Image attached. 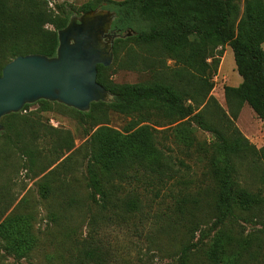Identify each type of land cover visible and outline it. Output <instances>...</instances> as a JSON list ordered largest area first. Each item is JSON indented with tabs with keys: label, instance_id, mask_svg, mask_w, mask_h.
Masks as SVG:
<instances>
[{
	"label": "trees",
	"instance_id": "1",
	"mask_svg": "<svg viewBox=\"0 0 264 264\" xmlns=\"http://www.w3.org/2000/svg\"><path fill=\"white\" fill-rule=\"evenodd\" d=\"M48 4L49 0H0V71L16 56L54 55L56 31L66 25L74 12L70 7L58 14ZM95 7L114 13L113 31L132 32L130 37L114 39L108 67L96 66L95 80L111 95L110 101L90 103L88 111L83 113L43 100L33 103L40 111L49 110L51 105L61 107L80 124L87 125L83 129L88 137L84 148L86 187L91 189L87 191V200L102 208L107 205V209L114 205L121 217L123 208L128 214L144 204L136 191L140 186L150 195V199L147 197L150 203L177 207L212 205V210L218 212L214 217L217 223L243 212L264 220V194L238 188L229 183L228 177L217 176L215 171L213 182L217 185L209 192L194 186L189 167L171 157L156 135L157 128L175 124L173 137L188 145L193 139L188 124L194 120L199 128L211 134L213 147L227 166L240 159L264 167V146L255 149L233 125L243 104L258 119H264V50L261 48L264 0H90L78 12ZM55 8L61 7L55 5ZM225 45L231 50L240 83L222 88L226 106L223 111L210 92L218 57ZM167 60L171 61L170 65ZM114 69L146 73L149 78L132 84L114 83L109 79ZM28 107L24 105L20 112L1 117L0 120L13 117L14 125H6L0 135L3 133L1 137L8 139L6 132H12L32 165L34 145L45 134L40 119L22 114ZM110 113L127 117L129 121L121 130L110 128L107 126ZM52 145L62 151L53 148L54 159L38 170L42 173L60 159L43 176L40 185L43 199L52 194L47 183L51 182L53 170L69 158L63 157V153L72 149L69 133L56 134ZM123 185L132 188L120 196L115 191ZM72 196L73 192L56 196L62 211L69 207ZM25 225L22 217L11 212L0 221V242L8 255L27 247ZM84 244L89 245L88 240L81 245ZM91 248L78 252L70 264H88L91 256L95 264L107 260L102 246ZM220 249L223 248L218 245V239L213 240L210 259L216 263ZM189 252V245L181 247L178 264H189ZM236 262L235 259L233 264Z\"/></svg>",
	"mask_w": 264,
	"mask_h": 264
},
{
	"label": "rangeland",
	"instance_id": "2",
	"mask_svg": "<svg viewBox=\"0 0 264 264\" xmlns=\"http://www.w3.org/2000/svg\"><path fill=\"white\" fill-rule=\"evenodd\" d=\"M88 1L49 0L48 7L58 14L71 7L74 15H78V8ZM55 5L61 8L57 9ZM261 48L264 50V43ZM220 52L210 95L226 111L222 88L237 86L240 77L235 72L229 47L223 46ZM166 63L170 65L171 61ZM148 78L146 73L116 69L109 76L118 84L145 82ZM22 114L30 119H40L45 136L34 145L31 165L12 132H6L10 136L8 139L1 137L3 133L0 135V221L10 212L22 217L29 238L27 247L13 256L2 250L3 242H0V264H70L78 252L92 250L91 247L96 245L102 246L108 255L100 264H178L179 251L184 245L190 247L189 264H233L235 259V264H264V220L259 216L254 218L243 212L238 217H225L217 223L214 217L218 212L212 210V205L177 207L150 203L147 201L150 195L140 186L136 191L144 204L128 214L123 208L121 217L114 205L107 209V205L102 208L90 203L86 198L91 189L86 187L88 171L84 153L88 137L83 133L87 125L80 124L71 113L55 105L40 111L37 104H32ZM5 118L0 120L3 129L6 125H14L13 117ZM128 121L127 117L110 113L107 126L121 130ZM188 125L193 138L188 145L173 137L175 124L156 127V135L171 157L189 167L194 186L209 192L217 185L213 182L215 171L217 176L228 177L229 183L238 188L264 194V167L240 159L227 166L223 157L216 153L211 134L199 128L194 120ZM233 125L255 149L264 146V119H258L247 105H242ZM65 132L70 135L72 149L63 153V157H69L65 164L53 170L51 182L47 183L52 194L43 199L40 188L43 176L60 159L44 172L38 170L54 159L53 148L62 151L52 142L56 134ZM131 188V185L118 186L115 193L122 196ZM62 192L74 193L73 201L65 211L58 205L56 197ZM215 239L223 248L219 250L217 263L210 259ZM84 240H88L89 245L82 246ZM88 258V264H95L92 256Z\"/></svg>",
	"mask_w": 264,
	"mask_h": 264
},
{
	"label": "water",
	"instance_id": "3",
	"mask_svg": "<svg viewBox=\"0 0 264 264\" xmlns=\"http://www.w3.org/2000/svg\"><path fill=\"white\" fill-rule=\"evenodd\" d=\"M114 18L112 11L100 7L71 15L56 31L52 57L27 54L7 62L0 71V119L39 100L82 113L90 103L110 101L111 95L95 80L96 66L111 64L114 39L132 35L129 30L113 31Z\"/></svg>",
	"mask_w": 264,
	"mask_h": 264
}]
</instances>
